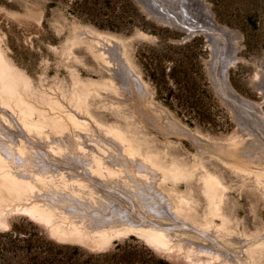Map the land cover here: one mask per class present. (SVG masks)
Returning a JSON list of instances; mask_svg holds the SVG:
<instances>
[{
    "label": "rangeland",
    "instance_id": "rangeland-1",
    "mask_svg": "<svg viewBox=\"0 0 264 264\" xmlns=\"http://www.w3.org/2000/svg\"><path fill=\"white\" fill-rule=\"evenodd\" d=\"M180 1L185 3L180 6L184 11H191L190 16L196 14L191 0ZM203 2L213 19L233 35L230 41L234 42L236 57L227 60L230 85L240 96L259 105L264 114V0ZM84 30L97 32L111 45L119 41L148 94L144 101L136 85L137 94H128L119 77L112 73L119 91H93L88 98L96 119L102 125L134 123L142 127L136 136L148 138L144 142L146 149L164 150L166 160L172 155L186 164L193 162L198 150L191 136L198 135L206 140L201 145L205 165L221 173L220 164L207 156L214 152L211 143L218 145L234 134L240 135L242 118L246 120V113L251 111L221 89L220 65L212 67L210 59L214 55L207 36L196 33L181 39L183 32L155 16L142 0H0V49L29 78L34 90L42 89L65 100L82 83L95 87L110 79L109 71L96 61L88 47V38L81 34ZM220 40L229 44L228 40ZM187 41H192L191 45L182 48L180 45ZM186 54L190 56L187 62ZM172 66L174 74L168 76ZM247 121L264 144L260 131ZM254 140L258 142L257 138ZM214 156L235 167L244 161L241 156ZM249 165L260 170L264 163L250 161ZM230 176L228 198L221 209L228 219L223 227L229 234L221 237L223 246L215 245L223 253L218 260L188 261L185 253L189 241H194L191 244L198 251L202 243L208 242L195 230L179 229L171 253L154 248L131 228L113 232L110 243L97 249L80 241L59 240L45 225L12 211L6 215L8 225L0 220V264H225L222 258L227 254L245 264L241 239L253 241L264 235V185L256 188L251 177L238 173ZM187 184L190 181L178 182L173 186L176 189H171L169 183L163 187L178 199L179 194H188ZM27 201L23 199L22 203ZM206 206L201 197L194 201L193 210L199 222L209 221L207 227L211 224L208 229L213 233V228L222 222L219 216L210 215ZM195 256V252L190 253L189 258ZM252 264H264V251L253 258Z\"/></svg>",
    "mask_w": 264,
    "mask_h": 264
},
{
    "label": "bare ground",
    "instance_id": "bare-ground-1",
    "mask_svg": "<svg viewBox=\"0 0 264 264\" xmlns=\"http://www.w3.org/2000/svg\"><path fill=\"white\" fill-rule=\"evenodd\" d=\"M191 1L196 9L192 16L191 11L187 13L181 8L185 3L180 0L178 3L153 0L157 10L148 6L155 9L158 18L179 30L180 25L175 20L207 30V43L214 55L210 62L213 68L215 64L220 65L221 89L251 111L246 113V120L242 118L240 135L234 134L218 145L211 143L214 152L209 149L212 154L207 156L220 164L221 173L205 165L201 145L204 146L206 140L198 135L191 136L198 150L193 162L186 164L172 155L166 160L164 150L146 149L144 142H148V138L136 136V131L142 132V127L124 121L102 125L96 119L89 109L88 98L93 91H119L112 73L119 77L123 91L133 94L136 85L144 101L146 99V87L119 41L111 45L95 31L81 33L84 39L88 38V47L96 61L109 71L110 79L95 87L82 83L71 91L66 101L42 89L34 90L29 78L0 49V220L5 225H8V213L20 212L45 225L59 240L80 241L99 249L110 243L113 232H126L131 228L165 253L173 252L179 229L195 230L208 242L200 245L204 251H198L191 244L194 241H189L185 253L188 261L221 257L223 253L215 245L223 246L220 239L229 234L223 227L227 216L221 211L228 198V178L238 173L247 179L251 177L256 188L264 185V166L253 170L249 165L250 161L264 163V144L247 121L253 122L251 125L264 137V114L259 105L240 96L227 79V60L236 57L234 42L230 41L232 33L213 19L203 0ZM142 2L147 5L145 0ZM159 8L172 16L163 17L157 12ZM222 38L229 44L223 43ZM55 108L59 110L55 112ZM215 152L224 158L241 156L244 161L235 167L214 156ZM180 181H190L186 186L188 194H179L178 199H174L163 185L169 183L171 189H176L173 186ZM201 197L206 200L208 213L221 219L222 225L213 228V233L208 229L211 224L207 227L209 221L202 223L196 219L194 201ZM23 199L28 201L22 203ZM120 223L128 225L120 228ZM241 242L240 252L246 256L245 264H252L253 258L264 251V235L253 241L242 238ZM194 252L195 258H189ZM222 259L225 264H243L228 254Z\"/></svg>",
    "mask_w": 264,
    "mask_h": 264
},
{
    "label": "water",
    "instance_id": "water-1",
    "mask_svg": "<svg viewBox=\"0 0 264 264\" xmlns=\"http://www.w3.org/2000/svg\"><path fill=\"white\" fill-rule=\"evenodd\" d=\"M145 2L147 3V8L148 9H150L151 10V12L155 15V16H157V14H156V12L154 11L155 9H151L148 5H151L153 8H155L156 7V5L155 4H153V2L151 1V0H145ZM158 13H160L163 17H166V15L168 14V15H170V16H172V14L170 13V12H168V13H165V11L164 10H162V9H158V11H157ZM176 21V23L178 24V25H180V28H181V31L183 32V35L181 36V39H187L189 36H192V35H194V34H196V33H198V34H203V35H208V32H207V30L205 29V28H199V27H196V28H192V27H190L189 26V22H184V23H180L179 21H177V20H175Z\"/></svg>",
    "mask_w": 264,
    "mask_h": 264
},
{
    "label": "trees",
    "instance_id": "trees-1",
    "mask_svg": "<svg viewBox=\"0 0 264 264\" xmlns=\"http://www.w3.org/2000/svg\"><path fill=\"white\" fill-rule=\"evenodd\" d=\"M191 42H192V41H187V42L183 43V44L180 45V46H181L182 48H187L188 46L191 45ZM185 58H186V62H187V60H189L190 56L186 54V57H185ZM174 71H175V66H172V67L170 68L169 73H167V75H168V76H173Z\"/></svg>",
    "mask_w": 264,
    "mask_h": 264
}]
</instances>
